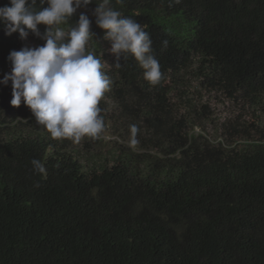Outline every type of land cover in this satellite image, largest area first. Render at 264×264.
<instances>
[{
	"label": "trees",
	"instance_id": "trees-1",
	"mask_svg": "<svg viewBox=\"0 0 264 264\" xmlns=\"http://www.w3.org/2000/svg\"><path fill=\"white\" fill-rule=\"evenodd\" d=\"M96 2L62 27L87 14L100 57ZM110 6L149 34L162 72L151 85L131 55L103 69L105 115L131 143L136 125V143L101 153L59 144L0 83V264H264V0ZM32 37L0 25V80ZM201 91L236 99L251 121H226L218 137L195 131L190 116L210 112Z\"/></svg>",
	"mask_w": 264,
	"mask_h": 264
},
{
	"label": "clouds",
	"instance_id": "clouds-1",
	"mask_svg": "<svg viewBox=\"0 0 264 264\" xmlns=\"http://www.w3.org/2000/svg\"><path fill=\"white\" fill-rule=\"evenodd\" d=\"M93 0H10V6H0V25L6 35L19 33L26 40L29 32L44 40L37 47L24 46L12 50L7 59L10 73L0 83L11 81V105L21 102L30 108L38 125L43 126L57 140L69 139L79 143L83 138L96 139L105 129L102 109L99 107L104 94L113 84L106 74L101 57L88 50L95 38L91 21L81 13L78 20L67 29L71 17L80 8H86ZM121 2V0H118ZM177 3L180 0H176ZM47 7H42L44 4ZM111 0L96 2L95 23L111 42L109 51L115 55L117 69L129 55L143 69V77L151 85L161 82L159 61L153 55L152 41L140 23L125 17L110 6ZM46 26L43 33L38 25ZM167 46V41L162 42ZM102 56V53H101ZM136 125L131 126L132 143H136ZM35 170L43 172L44 165L33 159Z\"/></svg>",
	"mask_w": 264,
	"mask_h": 264
},
{
	"label": "rangeland",
	"instance_id": "rangeland-1",
	"mask_svg": "<svg viewBox=\"0 0 264 264\" xmlns=\"http://www.w3.org/2000/svg\"><path fill=\"white\" fill-rule=\"evenodd\" d=\"M41 45H43L42 39H39L38 37H32L27 40L25 46L37 47ZM102 48L104 49V52L102 53V56L100 55V57L102 58L104 67H107L109 60L115 57V55L109 51L111 48V42L109 40L104 41ZM192 86L198 87L197 83L195 82L192 83ZM201 93L203 94V97L202 101L200 102L206 103L210 109V112L208 113V119L199 117L198 115L190 116L193 117V121L197 123L196 127L193 128L195 131L204 130L207 134H209V136L218 137L220 134H222L220 133L221 125L224 122L226 123V121H238L240 123L244 121H251V110H241L240 103L236 99L228 100L226 99V96H223L220 93L211 96L205 91H201ZM196 98H198V96H196ZM173 100H175V97H173ZM99 107L102 109L101 115L104 117L105 129L98 138L93 139L90 137H85L79 143H74L69 139H53L62 145L74 146L78 147L79 149H88L91 152L93 151L96 153L105 152L120 145L132 147L133 145L130 142L127 133L121 129V126L118 123L117 125L112 119L108 117V115H105L109 109H113L112 104L110 106L109 104L105 103V99H102L100 101ZM22 110H28L30 113H32L30 108L24 103L22 105ZM18 119H21V117ZM34 120H36L35 117Z\"/></svg>",
	"mask_w": 264,
	"mask_h": 264
}]
</instances>
